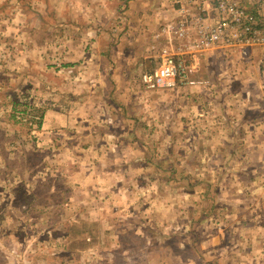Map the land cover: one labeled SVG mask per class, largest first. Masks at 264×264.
Listing matches in <instances>:
<instances>
[{
  "label": "rangeland",
  "instance_id": "obj_1",
  "mask_svg": "<svg viewBox=\"0 0 264 264\" xmlns=\"http://www.w3.org/2000/svg\"><path fill=\"white\" fill-rule=\"evenodd\" d=\"M112 5L0 0V264H235L219 234L264 221L263 162L227 128L242 67L197 60L149 88L142 74L180 50L144 58ZM258 76L264 90L260 62Z\"/></svg>",
  "mask_w": 264,
  "mask_h": 264
},
{
  "label": "crops",
  "instance_id": "obj_2",
  "mask_svg": "<svg viewBox=\"0 0 264 264\" xmlns=\"http://www.w3.org/2000/svg\"><path fill=\"white\" fill-rule=\"evenodd\" d=\"M76 1L80 3V6L86 7L84 10H91L100 16L107 14L106 11L112 4H114L112 5L114 7L111 8L113 13L126 8L122 21L129 23L130 31L132 28H139L140 36L144 39L147 38L144 43V45L146 44V53L144 54L146 59L151 57L150 49L154 42L158 43L156 45H162L161 47L169 44L167 42L170 40V36L165 32L166 35L160 32L161 29L155 30L153 28L157 26L155 24L163 23L161 25L166 26L171 22L176 24L181 18L192 19V16H184L180 10V4L176 3L175 0H59V3L69 9L73 7V3ZM154 1L157 2L154 3ZM160 1L162 2L159 3ZM96 3H99V5H95ZM89 4L91 5L89 6ZM116 29L115 27L114 30ZM144 39L141 40L144 41ZM253 48H247V54L244 55L239 47L219 43L205 49L197 60H203V63H216L219 60L228 70L236 67V62H238L239 67H242V73H239L240 87L231 93L235 95L238 101L241 98L242 105L235 107L234 117L236 119L233 123H228L227 128L235 127L238 136L235 143L245 146L241 152L242 159L261 161L264 168V90L258 76L261 50ZM227 120L229 122L233 121L228 118ZM248 130H251V133L247 134ZM237 152L238 150H236ZM257 186L255 185V188ZM256 219L254 216L242 218L237 216L231 221L242 226L241 232L226 235L219 234L220 246L217 250L219 251L221 263L225 262L227 256L236 253L237 260L235 264H264V221ZM251 227H254L255 230ZM250 229H252L251 232ZM222 239H225L229 244H226ZM225 244L226 247H224ZM232 244H235L234 248L230 249L229 246ZM211 252L212 250L207 248L204 255L210 256Z\"/></svg>",
  "mask_w": 264,
  "mask_h": 264
},
{
  "label": "built area",
  "instance_id": "obj_3",
  "mask_svg": "<svg viewBox=\"0 0 264 264\" xmlns=\"http://www.w3.org/2000/svg\"><path fill=\"white\" fill-rule=\"evenodd\" d=\"M175 2L180 3L184 16H192V19L183 18L164 27L170 40L175 41L169 48L179 49L180 52L172 53L165 47L158 66L142 74V80L149 88L171 86L177 78L189 79L197 64L198 53L219 43L239 47L244 55L247 48L261 46L260 68L264 76V26L258 18L264 0H252V4L243 0ZM187 60L193 62L187 65Z\"/></svg>",
  "mask_w": 264,
  "mask_h": 264
}]
</instances>
